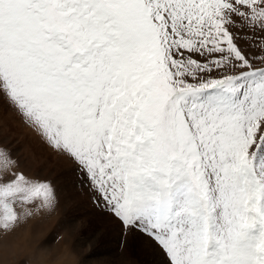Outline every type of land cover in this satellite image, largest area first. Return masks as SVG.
I'll return each mask as SVG.
<instances>
[{
	"label": "snow or ice",
	"instance_id": "1",
	"mask_svg": "<svg viewBox=\"0 0 264 264\" xmlns=\"http://www.w3.org/2000/svg\"><path fill=\"white\" fill-rule=\"evenodd\" d=\"M166 264H264V0H0V108ZM59 204L0 139V233Z\"/></svg>",
	"mask_w": 264,
	"mask_h": 264
},
{
	"label": "rangeland",
	"instance_id": "2",
	"mask_svg": "<svg viewBox=\"0 0 264 264\" xmlns=\"http://www.w3.org/2000/svg\"><path fill=\"white\" fill-rule=\"evenodd\" d=\"M0 139L28 176L51 181L59 197V204L27 218L12 235L0 233V264H166L142 236L123 234L94 207L72 164L48 153L7 107L0 108Z\"/></svg>",
	"mask_w": 264,
	"mask_h": 264
},
{
	"label": "bare ground",
	"instance_id": "3",
	"mask_svg": "<svg viewBox=\"0 0 264 264\" xmlns=\"http://www.w3.org/2000/svg\"><path fill=\"white\" fill-rule=\"evenodd\" d=\"M127 247V246H126Z\"/></svg>",
	"mask_w": 264,
	"mask_h": 264
}]
</instances>
